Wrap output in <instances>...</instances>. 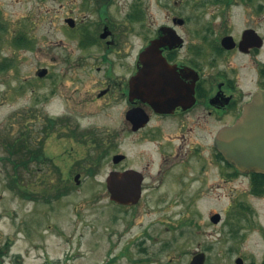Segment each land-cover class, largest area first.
Returning <instances> with one entry per match:
<instances>
[{
    "label": "flooded vegetation",
    "instance_id": "obj_1",
    "mask_svg": "<svg viewBox=\"0 0 264 264\" xmlns=\"http://www.w3.org/2000/svg\"><path fill=\"white\" fill-rule=\"evenodd\" d=\"M21 2L26 12L7 19L0 0V47L7 42L14 56L0 71L15 67L18 51L39 54L44 65L14 84L22 92L42 86L40 121L28 105L26 136L12 148L24 163L14 168L46 166L43 185L59 188L89 181L107 190L108 178L122 173L123 184L138 189L121 203L107 191L119 210L111 220L122 214V228L95 264H157L160 248L171 246L172 203L211 189L220 201L236 177L264 194V172L237 169L217 146L264 89V0ZM48 25L60 27L56 41Z\"/></svg>",
    "mask_w": 264,
    "mask_h": 264
},
{
    "label": "rangeland",
    "instance_id": "obj_2",
    "mask_svg": "<svg viewBox=\"0 0 264 264\" xmlns=\"http://www.w3.org/2000/svg\"><path fill=\"white\" fill-rule=\"evenodd\" d=\"M1 3L7 19L13 18L14 11L17 15L26 12L21 0H1ZM53 5L49 3L50 8ZM48 34L56 41L61 29L48 25ZM40 37L36 34L37 45H40ZM1 44L0 61L14 58L7 42ZM18 53L15 67L0 71V246L10 242L3 263H99L107 248L113 247L123 221L122 214L111 220L119 210L110 204L106 188L89 186V181L66 189L44 186L43 182L51 178V175L42 177L46 166L40 165L39 170L38 165L33 164L30 172L21 165L16 169L13 166L15 161L25 157L23 152L14 153L13 149L10 152L9 148L26 136V107L32 106L39 121L42 110L41 101L36 99L42 92L41 83L32 92L15 91L14 84L18 85L36 67L44 65L39 54ZM51 55H57L56 49L50 50L49 57ZM49 61L56 73V60ZM38 122H35L36 127L40 126ZM16 176L20 177V184L15 183L11 188L10 180ZM103 177L104 170H101L94 180ZM222 190L224 196L220 201L212 198L211 189L198 201L170 204L167 211L168 221L173 226L169 234L171 246L165 250L160 248V257L154 260L157 264H188L198 251L205 254L204 264H236L234 260L238 256L242 257L243 264L264 263V230L256 224L264 226V194H253L251 186L241 177L224 183ZM24 191L27 194L21 193ZM58 192L60 195L56 197ZM233 196L236 203L231 201ZM45 197L49 200L45 201ZM215 212L221 216L217 223L210 220ZM233 224L238 227L234 237ZM159 245L149 247L158 249Z\"/></svg>",
    "mask_w": 264,
    "mask_h": 264
},
{
    "label": "water",
    "instance_id": "obj_3",
    "mask_svg": "<svg viewBox=\"0 0 264 264\" xmlns=\"http://www.w3.org/2000/svg\"><path fill=\"white\" fill-rule=\"evenodd\" d=\"M39 74H42V70ZM149 94L151 99H156L153 92ZM217 146L238 169L264 172V89L257 90L252 100L243 107L236 122L221 131ZM107 182L110 197L117 202H126L127 197H138L137 187L123 184L122 173H114ZM210 220L218 222L220 214L213 213ZM204 259V253L198 252L193 255L190 264H203ZM235 263L243 264V259L238 256Z\"/></svg>",
    "mask_w": 264,
    "mask_h": 264
},
{
    "label": "trees",
    "instance_id": "obj_4",
    "mask_svg": "<svg viewBox=\"0 0 264 264\" xmlns=\"http://www.w3.org/2000/svg\"><path fill=\"white\" fill-rule=\"evenodd\" d=\"M20 145V144H19ZM9 146H11L12 147V145L11 144H9ZM21 146V145H20ZM21 147H24V145H22ZM13 148V147H12ZM12 148H9V151L10 152H12ZM22 161V163H24V160L22 159L21 160ZM16 182H15V178H11V180H10V187L11 188H13L15 185ZM64 189H66V188H64ZM251 191L252 192H259L260 191V188L259 187H255V186H251ZM23 195L24 194H27V192H21ZM60 195V192H58V193H56L55 194V196L56 197H58ZM44 200L45 201H48L49 199L47 198V197H45L44 198ZM236 215H238V213L236 214ZM236 218H238L237 216H236ZM237 233H238V227H235L234 226V224L233 225H231V234H232V236L234 237L235 235H237ZM9 245H10V242L9 241H7L5 244L3 243L1 246H0V264H4L3 263V260H4V258L7 256V254H8V251H9ZM12 264H17V262L15 263V262H13ZM264 264V263H263Z\"/></svg>",
    "mask_w": 264,
    "mask_h": 264
}]
</instances>
